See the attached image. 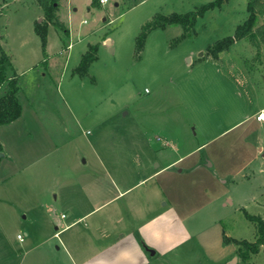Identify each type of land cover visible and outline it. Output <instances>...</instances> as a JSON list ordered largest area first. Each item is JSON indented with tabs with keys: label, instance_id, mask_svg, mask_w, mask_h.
Masks as SVG:
<instances>
[{
	"label": "rangeland",
	"instance_id": "1",
	"mask_svg": "<svg viewBox=\"0 0 264 264\" xmlns=\"http://www.w3.org/2000/svg\"><path fill=\"white\" fill-rule=\"evenodd\" d=\"M217 1L220 5L191 28L151 31L138 53L141 30L157 14L186 15ZM92 2L58 1L57 14L69 34L49 25L45 55L36 32L45 18L39 1L0 0V59L5 52L12 62L0 64V73L17 79L60 149L0 184V264H64L58 250L64 235L54 237L55 224L72 221L70 206L83 204L86 197L100 202L93 201V184L83 190L95 174L93 165H105L113 179L127 184L174 158L164 149V139L188 152L239 119L248 100L252 107L261 101L255 99V87L264 88L262 76L254 75L262 61L256 46L239 40L217 58L210 52L247 20L248 0ZM90 46L98 47L97 59L88 75H75ZM33 146L32 158L47 149L41 143ZM101 180L103 192L112 194L109 178ZM260 186L253 179L232 195L237 200L256 195L260 209L254 204L247 211L264 219ZM229 210L225 223L234 230L231 235L255 241L256 226L245 212ZM63 213L67 219H61Z\"/></svg>",
	"mask_w": 264,
	"mask_h": 264
},
{
	"label": "crops",
	"instance_id": "2",
	"mask_svg": "<svg viewBox=\"0 0 264 264\" xmlns=\"http://www.w3.org/2000/svg\"><path fill=\"white\" fill-rule=\"evenodd\" d=\"M261 59L254 75L260 74L264 81V55ZM255 89L259 104L252 107L248 100L239 119L190 151L183 153L164 139V149L175 156L145 177L123 184L122 179L112 178L105 165H93L95 174L83 190L93 184V201L101 198L100 202L93 204L86 197L83 204L70 206L72 221L55 224L54 237L64 235L58 247L64 264H246L225 219L229 207L247 213L254 204L260 209L256 195L233 197L240 184L254 179L264 192V123L257 120L264 111V88ZM4 94L0 85V98ZM18 99L21 116L0 126V184L60 150L40 109L21 88ZM35 143L47 149L32 158ZM104 176L110 180L112 194L103 192ZM102 193L107 196L102 198ZM61 219H67V214H61ZM249 264H264V248Z\"/></svg>",
	"mask_w": 264,
	"mask_h": 264
},
{
	"label": "trees",
	"instance_id": "3",
	"mask_svg": "<svg viewBox=\"0 0 264 264\" xmlns=\"http://www.w3.org/2000/svg\"><path fill=\"white\" fill-rule=\"evenodd\" d=\"M38 1L43 8L45 18L42 24L36 26V32L42 40L45 52L49 25L61 29L65 35L69 34V30L66 29L64 23L60 20L57 14L59 0ZM92 5L98 6L100 4L98 0H93ZM218 5H220L219 1L203 6L199 10L190 12L186 15L174 14L171 16H164L157 14L153 20L145 24L141 30L137 39L138 53L143 50L146 38L151 31L164 29L170 25H182L186 29L191 28L195 25L199 16H202L207 10L215 8ZM247 11L248 18L242 25L237 27L234 37L227 38L210 47V52L213 57L217 58L220 52L228 50L235 41L246 40L257 47V57L262 58L264 55V0H248ZM97 51V46H90L89 50L82 55L81 61L74 69L73 73L82 77L88 75L90 65L97 59ZM61 55H63V53H61L60 56ZM4 63L9 64L10 66L12 65L10 57L5 52L0 59V64L4 65ZM0 84L6 85L5 94L0 98V126H2L17 120L21 116L22 106L18 99L20 88L17 79L15 77H8V75L2 71L0 73ZM1 150L2 146L0 143V151ZM245 214L246 218L256 226V240L253 242L244 239L233 241L238 245V252L242 261L249 264L264 248V219L261 216L250 215L247 212H245Z\"/></svg>",
	"mask_w": 264,
	"mask_h": 264
},
{
	"label": "built area",
	"instance_id": "4",
	"mask_svg": "<svg viewBox=\"0 0 264 264\" xmlns=\"http://www.w3.org/2000/svg\"><path fill=\"white\" fill-rule=\"evenodd\" d=\"M107 3H108V0H100V4H101V5H105V4H107ZM70 47H71V45L68 46V48H70ZM146 92L148 93V91H146ZM257 120L260 121V122H262V123H264V111L260 112V113L257 115ZM63 217H65V216L63 215ZM17 239H18L19 241H21V242L24 241V237H23L22 235H20V234L17 236Z\"/></svg>",
	"mask_w": 264,
	"mask_h": 264
},
{
	"label": "water",
	"instance_id": "5",
	"mask_svg": "<svg viewBox=\"0 0 264 264\" xmlns=\"http://www.w3.org/2000/svg\"><path fill=\"white\" fill-rule=\"evenodd\" d=\"M107 44L109 45L110 44V42L109 41H107ZM1 155V154H0Z\"/></svg>",
	"mask_w": 264,
	"mask_h": 264
}]
</instances>
